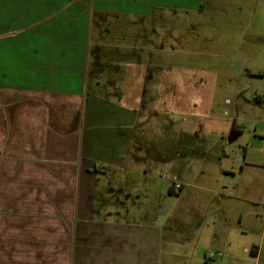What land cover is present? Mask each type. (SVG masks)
<instances>
[{"label":"crops","instance_id":"crops-1","mask_svg":"<svg viewBox=\"0 0 264 264\" xmlns=\"http://www.w3.org/2000/svg\"><path fill=\"white\" fill-rule=\"evenodd\" d=\"M206 1L0 0V264H163L170 248L165 232L170 240L177 233L165 227L170 214L149 212V195L128 184L130 173L142 178L148 170L123 152L127 134L120 127L145 108L144 72L162 66L164 46L149 44L146 19L160 24L166 13L201 11ZM131 13L138 32L109 31L119 25L113 19ZM217 156L226 162L223 148ZM247 157L240 162L254 168ZM191 180L184 178L170 197L186 196ZM234 200L244 198L191 195L192 203ZM211 211V217L223 216L222 225L204 222L205 212L193 213L192 254L173 253L164 264L258 259L256 251L241 259L232 236L246 233L225 227V208Z\"/></svg>","mask_w":264,"mask_h":264},{"label":"rangeland","instance_id":"rangeland-1","mask_svg":"<svg viewBox=\"0 0 264 264\" xmlns=\"http://www.w3.org/2000/svg\"><path fill=\"white\" fill-rule=\"evenodd\" d=\"M150 20L146 19L144 29L151 35L149 44L164 46L158 64L162 66L144 72L149 80L145 108L134 111L136 116H128L120 128L127 134L123 152L127 151V158L135 156L148 170L142 178L130 173L128 184L138 195H149L144 201L149 212L161 217L170 214L165 227L177 233L170 240L165 232L170 248L164 252L163 264L173 253L192 254L196 240L187 236L193 213L205 212L200 214L204 222L214 220L221 226L223 216L215 218L210 213L223 208L229 214L225 227L246 233L232 236L233 242L240 241L235 243L241 259L256 251L258 259L247 264H264V0H207L201 11L184 16L170 11L160 24ZM112 22L119 25L115 29L108 26L109 31H139L133 13ZM152 62L156 65L157 58ZM154 90L153 97L147 98ZM208 148L210 155L206 156ZM222 148L227 155L224 164L217 156ZM204 152L206 158L198 160L196 156L202 157ZM246 152L247 162L254 168L240 162ZM223 167L233 173L224 175ZM192 174L196 176L192 178ZM187 176L192 183L184 188L182 195L186 196L171 198L178 189L171 193L170 187L181 186ZM199 186L210 193L202 194L196 189ZM228 194L241 195L245 201L191 202V195ZM204 262L185 259L177 264ZM210 264L223 263L212 260Z\"/></svg>","mask_w":264,"mask_h":264},{"label":"built area","instance_id":"built-area-1","mask_svg":"<svg viewBox=\"0 0 264 264\" xmlns=\"http://www.w3.org/2000/svg\"><path fill=\"white\" fill-rule=\"evenodd\" d=\"M173 188L176 190V189H178L179 190V188H180V186L179 185H177V184H173Z\"/></svg>","mask_w":264,"mask_h":264},{"label":"trees","instance_id":"trees-1","mask_svg":"<svg viewBox=\"0 0 264 264\" xmlns=\"http://www.w3.org/2000/svg\"><path fill=\"white\" fill-rule=\"evenodd\" d=\"M173 189H174V188H173V185H172V186L170 187V192H171V193H173V192H172ZM180 189H181V186H180L179 190H180ZM251 251H252V250H251ZM252 252H254V251H252Z\"/></svg>","mask_w":264,"mask_h":264}]
</instances>
